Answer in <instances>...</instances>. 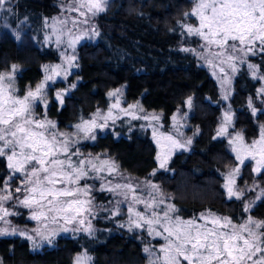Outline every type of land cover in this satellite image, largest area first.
<instances>
[{"label":"trees","instance_id":"1","mask_svg":"<svg viewBox=\"0 0 264 264\" xmlns=\"http://www.w3.org/2000/svg\"><path fill=\"white\" fill-rule=\"evenodd\" d=\"M67 0H7L0 9V72L19 66L15 76V94L22 96L42 79V65L58 62L60 49L54 41L41 42L46 20L60 13ZM194 6L193 0H108L105 11L94 17L95 37L76 45L73 70L64 81H54L46 89L47 106L37 104L36 114L47 115L57 130L73 133L75 125L107 107L110 91L122 90L126 104H138L142 116L158 114L161 131L166 132L177 113L186 114V137L191 139L185 150L175 152L160 169L157 145L145 120L127 122L120 119L103 131H95L96 139L73 136L71 145L84 158L115 162L117 172L137 182H150L160 194L174 204L183 220L209 212L227 216L233 223H245L249 216L264 221V173L253 176L252 163L240 166L236 186L252 183L255 190L244 192L242 200L229 198L223 187L224 177L237 167L235 154L225 137L216 136L226 104L218 85L198 63L194 51L200 37L189 36L182 25L197 26L195 16H185ZM10 8V12L4 9ZM25 27L37 42L22 45L10 32ZM39 42V43H38ZM248 63L257 66L256 75H264V54L250 55ZM260 80L253 71L242 66L232 83L229 106L233 125L245 140L258 136L264 124V102L259 99ZM75 84V87L72 85ZM67 90V91H64ZM63 93V104L56 93ZM191 97V107L186 101ZM256 108L253 115L249 107ZM214 137H216L214 139ZM5 158H0V189L8 178ZM155 174L153 175V172ZM15 178L9 181L15 185ZM93 200L102 208L109 202L104 191L92 188ZM170 197V198H169ZM254 202L249 212L244 204ZM11 222L25 225L24 210L16 209ZM104 215V214H103ZM94 234L59 236L51 244L31 250L26 239L0 237V264H73L83 252L91 256V264H149L148 247L156 252L164 240L149 235L148 230L129 227L124 218H94ZM123 225V227H121Z\"/></svg>","mask_w":264,"mask_h":264},{"label":"snow or ice","instance_id":"2","mask_svg":"<svg viewBox=\"0 0 264 264\" xmlns=\"http://www.w3.org/2000/svg\"><path fill=\"white\" fill-rule=\"evenodd\" d=\"M6 3L7 0H0V9H3ZM107 3L108 0H69L68 11L79 12L80 16L85 17V20L79 22L87 24L88 19L105 11ZM193 3L191 12L184 15L195 16L198 26L182 25V27L189 36L200 37L205 42L201 48L213 59L219 60L222 64H229L233 73L237 71L234 61L240 60L241 63H245L244 57L249 54L255 55L256 51L264 52V0H193ZM84 9L86 11H83ZM4 10L11 11L10 8ZM71 22L73 26L78 23L75 19ZM58 23L66 25L67 21H58ZM71 32L72 30L68 29L70 36ZM17 38L19 39L18 36ZM81 38L82 36L72 37L68 41V46L74 48ZM60 42L57 37V43ZM213 46L217 49L216 51H212ZM182 50L195 51L194 49ZM62 56L69 67H75L72 63L76 59L75 56H67L65 53H62ZM213 59L208 60L210 65ZM248 68L253 71V78L256 79L257 66L249 63ZM44 70L46 73L49 72V66L45 65ZM18 71L19 66L13 64L9 72H0V158H6V166L11 173L3 181L4 187L0 189V192L7 191L9 181L17 173L24 177L21 180V186L16 188V192L24 193L23 199L17 198V200L20 206L30 210L29 219L37 221L38 227L32 229L35 236L11 226L0 228V236L18 234L32 241V247L35 249L41 247L43 242L51 244L59 231H70L65 226L58 229L49 228V223L59 225L60 221H63L64 225L75 223L79 226L72 228L71 231H83L92 236L94 232L91 221L88 220V216L93 215V203L90 198L92 189L86 183L81 185V181L103 180L104 177L99 174L105 171V167L108 174L112 175L117 172L118 166L115 162L100 160L99 156L95 158L99 160V164L93 159H81L78 163L74 162L72 157L79 156L81 153L79 150L75 152L70 150L71 145L77 142L71 137L82 133L84 139L95 140V129L106 128L109 119L115 123L112 109L120 106L121 89H115L107 94L110 98H116L115 103L109 106L107 114H102L97 109L90 120H82L74 126L75 133H65L58 131L56 123L47 119L46 114L42 119L36 118V107L38 102L47 106L45 99L47 82L55 81L62 72L66 79L69 75L68 70L61 65L51 66V74L45 75L44 80L37 84L34 90L29 88L22 97L15 94L14 88ZM258 78L264 81V76ZM227 82L229 81L226 78L225 83ZM72 87H75V84ZM258 91L264 93V89ZM224 98L227 99V96ZM56 100L63 104L62 92L56 93ZM186 103L190 108L191 97ZM137 107H139L138 104L128 106L129 109ZM249 107L255 115L257 110L252 107L251 100H249ZM121 111L132 115L134 119L150 118L137 117L134 113H129L127 109H121ZM140 111L143 109L141 108ZM151 119H158V117L152 116ZM173 119H176L175 116ZM97 120H103L104 123L98 124ZM231 120L232 114L225 112L224 122L217 130V136L229 135L228 125ZM153 135L155 138V129ZM164 139L170 141L173 148H186V144H191V139L186 144H182L171 135L165 136ZM228 142L232 145V151L236 154L239 163L225 175L223 187L230 199L235 197L237 200H242L244 192L236 188V177L240 173V166L245 164L246 159L251 158L256 161L253 172L264 173V125L261 126L259 140H254L251 145L244 142L241 133L229 136ZM157 144L159 145V140ZM257 155L260 159H257ZM168 158V152L164 153L163 158L160 153L157 154L160 168L166 167ZM90 173L97 175L93 177ZM148 183L151 189L159 194V187ZM118 189L127 190L118 193L123 195L125 200H128L131 194L132 203L144 204L145 213L148 209H153L151 217H148L145 213L136 211L130 204L129 231L147 225L149 235L161 236L162 233L154 227L159 225L167 233V236H164L166 243L161 246L159 252L148 247L143 249L148 254L149 264H264V221H255L252 216H249L245 223L237 225L227 216L221 217L209 212L207 215L200 214L199 220L204 221L201 224L197 222L196 217L183 220L178 215L174 218L170 216L169 213L177 212L174 204L167 205V210L161 218L155 208L164 201H158L151 192L149 193L151 199L145 200L137 195V186L131 183L113 185L109 181L107 186L101 184L100 187L101 191L114 193ZM261 196H264V192L256 199H261ZM11 198L10 192L7 195H0V213H2L0 221L6 225H10V222L5 217L17 214L4 207V202ZM253 203H245L244 211L249 212ZM91 259L87 252H83L74 258L73 264H91Z\"/></svg>","mask_w":264,"mask_h":264},{"label":"rangeland","instance_id":"3","mask_svg":"<svg viewBox=\"0 0 264 264\" xmlns=\"http://www.w3.org/2000/svg\"><path fill=\"white\" fill-rule=\"evenodd\" d=\"M68 5H69V0L63 2L61 4V7H60L61 8L60 9V13L56 14L53 17H51L50 19L46 20L47 22H45L44 33L42 34L41 42L46 44V43H48L50 41H54L55 42L54 44H56V46H58L60 49L63 47L64 50L60 51V53H59L60 60L58 62H52V63L50 62V63H46V64L42 65V67H41L42 79H41V81L39 83H41L44 80L45 75H50L51 74L50 69H51V66H53V65H61L62 68L67 69L68 72L70 73L73 70V67H69V64L65 61L64 56H62V53H65L67 56H75V53H73V52L75 51L76 45H78L80 43H83L85 40H88L90 37L91 38L95 37V32H93V30H94V20L93 19H94L95 16L91 17L90 19H88V23L87 24L80 23L79 21L85 20V17L84 16H80L79 12H76V11L70 12V11H68ZM83 11H86V9H84ZM72 19H75V20L78 21V23L75 26H73V24L71 22ZM58 21H67V24L65 25L63 23H58ZM197 26H198V24H197ZM5 27L6 26H3L1 21H0V28L5 29ZM54 29H55V31H54ZM68 29L72 30L71 36L68 33ZM10 35L12 37H14L22 45H32V44H35V42H37L35 36L30 34L29 31L25 27H18L16 29H14L13 31L10 32ZM17 36L19 37V39L17 38ZM74 36H82V38L75 44L74 48H70L68 46V41H69V39H71ZM57 37H59V39L61 41L60 43H57ZM204 43L205 42L203 40H200V44H199L198 48L194 51V54H195L196 58L198 59L199 65L201 67H203L205 70H207L208 73L210 74V76L213 78V80H215V82L217 83L220 97H221L222 101L224 102V104H226L225 110H224L223 115L221 117L220 124L218 126V129H219L220 125L224 122V114H225V112H230L232 114L231 123L228 125V133H229V135L219 136V137H225L229 141V136H235L236 133H241L233 125V113H232V109L229 106V99H230L231 91H232V83H233V79H234V77L236 75V72L233 73V71H232L231 67L229 66V64H227V63H223L222 64V63H220L219 60L213 59L211 56H209L208 52L205 51L203 48H201V45L204 44ZM216 50L217 49L213 46L212 51H216ZM198 53L200 55H198ZM259 54H264V52L256 51L255 55H259ZM240 55H243V54H240ZM250 55H252V54H249L248 56L244 57V59L246 60L245 63H241L240 60L234 61V63L236 64L237 70L239 68H241L243 65L248 68V64L249 63H248L247 59H248V57ZM209 59H213V63L211 65L208 63ZM45 65L49 66V72H47V73L44 70V66ZM221 69H223V71H221ZM256 76H257V79L260 80L258 77L264 76V75L261 74L260 76H258V75H256ZM226 78L229 81L227 83H225V79ZM64 80H65V78L63 76V72L61 73V76H59V77H57L55 79V81H64ZM52 82H54V81H48L47 82V86L45 88V93H46V89H47L48 85L50 83H52ZM259 82H260V86H259L258 90L264 89V81L260 80ZM35 87L33 88V90L35 89ZM121 93H122V90H121ZM258 95L260 96L259 99L263 100V102H264V93H261V92L258 91ZM225 96H227V99L224 98ZM122 98L123 97H122V94H121L120 97H119V99H120L119 108L112 109L113 117H115V123H117L120 119H124L127 122L135 120V119L145 120L146 121V125L149 126V128L151 129V132L153 133L154 129L156 131V135H155L154 139H155V142H156V145H157V154L160 153L162 158H163L165 152L169 153V158H170L175 152H177L179 150H185L187 148L186 142L189 139H188V137H186V134L184 132V130L187 127V125H186V123H187L186 122L187 121L186 120V114L184 112L183 113H180V112L177 113V115H175L176 119L173 120V123L170 126V128L166 132H162L159 118L158 119H151L152 116L158 117V114H156V113H148V114L144 115V116L150 117L149 119H142V118H135L134 119L132 115L125 114V112L121 111V109H127L129 113H134L137 117H144V116L141 115V114H143V111H140V107L129 109L128 106L132 105V104H126ZM115 100H116L115 97H112V98L109 97V101H108L107 107L105 109H103V110H100V112L102 114H107L109 106L111 104L115 103ZM42 105L44 106V103H42ZM43 117L44 116L42 114L40 116L38 114H36V118H38V119H42ZM91 118H92V116L89 119H87V120H90ZM97 123L98 124H103L104 121L103 120H97ZM115 123H113L112 119H109L107 121V127H111ZM262 125H264V124H260V130L258 132L259 133L258 136H256L255 138H252L250 140H245L244 139V142L246 144L251 145L254 140H259L260 132H261V126ZM106 128H104L103 130H105ZM177 129H179V130L177 131ZM103 130H101L99 128L95 129V131H103ZM72 131H73V133H75L76 129H74ZM60 132L71 133V132H66V131H60ZM167 135H171L176 140H178L180 143L186 144V148H173L171 146V142L167 141L166 139H164V137L167 136ZM78 136L80 138H83V134L82 133L79 134ZM216 136H217V133H216ZM74 137H76V139H77V136H74ZM72 138L73 137H71V139ZM83 140H84V138H83ZM157 140H159V145L157 144ZM229 149H230V151L232 153H234L232 151V145H230V144H229ZM70 150L72 152L77 151V149L74 150L72 148H70ZM80 153H81V155L72 157L74 162L78 163V161L81 160V159H84V160L89 159V158H84L83 157V153L82 152H80ZM242 155H243V153H242ZM61 158H63V157H61ZM169 158L167 159V161L169 160ZM235 158H236V154H235ZM92 159L97 164H99V160H95V158H92ZM257 159H260L259 155H257ZM6 162H7V160H6ZM236 162L239 163L237 161V159H236ZM246 162L252 163V167L253 168L256 166V161L252 160L251 158L246 159L245 163ZM159 163L160 162L158 161V166H159ZM166 165H167V163H166ZM237 166H238V164H237ZM253 168H252V172H253ZM160 169H164V168H160ZM8 171H9V169H8ZM10 174L11 173L9 171V175ZM257 174L258 173H254L253 172V176H255ZM90 175L95 177L97 174L96 173H90ZM99 175L103 176L104 179L103 180H101V179H85V180L81 181V185L86 183V184L91 186V189L95 185V186H97V190L101 191L100 190L101 184H104L105 186H107L109 181H111L113 185L116 184V183H120V184L131 183L133 186H137V195L141 196L145 200H150L151 199V197L149 196V193L151 192L152 195L156 196V199L158 201L159 200H163L164 201V203L159 204L158 207L155 208V211L157 213H159L161 218H163V213H164L165 210H167V205L169 204V202H167L166 199L160 193L157 194L156 192H154L151 189L149 183L137 182L134 179L130 178L129 176H127L125 174H122V173H119V172H116V173H113L112 175H109L108 172H107V167H105V171L100 173ZM239 175H240V173H239ZM237 177H236V180H237ZM14 178L16 180L15 185H13V187L11 188L10 184H9V188L7 189V191L0 192V195H7L8 192L11 193V197L12 198L4 202V207L7 208L10 212H15L16 209L24 210V213H25L24 221L26 222V224L25 225H19V224L12 223L10 218H11V216H14V215H9V216L5 217V219L10 222V225H6L3 221H0V228L11 226V227H15V228H17L19 230L26 231L30 235L35 236V233L32 232V229L38 227V223L35 220L29 219L30 210L20 206L19 203H18V200H17V198L23 199L24 193L23 192H20V193L16 192V188L21 186V180H23L24 177H22L19 173H17ZM3 187H4V185H3ZM236 188L239 189V190H243V192H248L249 190H253V191L255 190V187L253 186L252 183H247L242 188H239L238 186H236ZM92 190H91V192H92ZM122 191H127V190H119L118 189L117 192H115V193L114 192L104 191V194H107V196H108L109 202L107 203V206L103 207V208L101 206H99L93 200V198L91 196V193H90V198L92 199V203H93V215H89L88 216V220L91 221V225H92L93 231L95 229L94 225H93L94 218L95 217H100V215L101 216H105V218H110V219H115V218H118V217L124 218L126 224L128 225V221H129L128 208H129L130 204L132 205V207L136 211L141 212V213H145V205L144 204H134V203H132L131 194H129L128 200H125L123 195L118 194V193H120ZM118 201H121V203H117ZM152 211H153V209H148L145 214L148 217H151ZM113 213H116V215H113ZM0 215H2V213H0ZM169 215L173 216V213H169ZM133 218H135V217H133ZM173 218H174V216H173ZM197 222L201 223V224L204 223V221H201V220H199ZM141 223H143V222H141ZM61 226L68 227L70 229V231H68V232L59 231L58 234L54 238L59 237V236H70V235H77V234L79 235V234H82V233L86 234L83 231H80V232L71 231L72 228L79 226V225H76L75 223L74 224H69V225H64L63 221H60L59 225H54V224H50L49 223V228L50 229L51 228L58 229ZM84 226L86 227L87 223ZM154 227L156 228L157 231L162 233L161 236H156L155 234H153L154 237H159V238H161V239H163L165 241L164 236H167V233L164 232V229L162 227H160L159 225H154ZM209 227H211V225H209ZM140 229L147 230V225H145L143 228H140ZM136 230H138V229H136ZM6 236H18V237H21L23 239H26V238H24V237H22V236H20L18 234L17 235H3V236H0V237H6ZM54 238H53V240H54ZM36 239L39 241V237H37ZM26 240L28 241V244H29L31 250L38 249V248L33 249L32 241H29L28 239H26ZM165 243H166V241L164 242V244ZM45 244H47V242H43L42 246L45 245Z\"/></svg>","mask_w":264,"mask_h":264}]
</instances>
